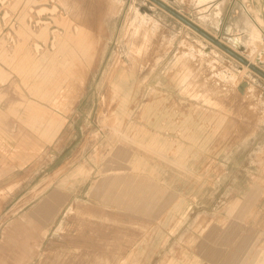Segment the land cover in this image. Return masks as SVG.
<instances>
[{
    "label": "rangeland",
    "instance_id": "1",
    "mask_svg": "<svg viewBox=\"0 0 264 264\" xmlns=\"http://www.w3.org/2000/svg\"><path fill=\"white\" fill-rule=\"evenodd\" d=\"M158 1L264 72V0ZM246 66L153 0L1 1L0 264H264Z\"/></svg>",
    "mask_w": 264,
    "mask_h": 264
},
{
    "label": "water",
    "instance_id": "2",
    "mask_svg": "<svg viewBox=\"0 0 264 264\" xmlns=\"http://www.w3.org/2000/svg\"><path fill=\"white\" fill-rule=\"evenodd\" d=\"M156 3H158L159 5L163 6L164 8H166L168 11L172 12L174 15H176L177 17L181 18L182 20H184L186 23H188L189 25H191L194 29H196L197 31H199L200 33H202L204 36H206L208 39H210L211 41H213L215 44L219 45L220 47H222L223 49H225L227 52H229L231 55H233L234 57L238 58L240 61H242L243 63H245L247 66H249L250 68H252L255 72H257L258 74H260L261 76L264 77V72L261 71L260 69H258L257 67H255L254 65L250 64V62H248L247 60L243 59L242 57L236 55L234 52H232L231 50H229L227 47H225L224 45H222L218 40L214 39L213 37L207 35L206 33L202 32L200 29H198L197 27H195L194 25H192L191 23H189L187 20H185L184 18H182L180 15H178L176 12L172 11L171 9H169L168 7H166L165 5H163L160 1L158 0H153Z\"/></svg>",
    "mask_w": 264,
    "mask_h": 264
},
{
    "label": "bare ground",
    "instance_id": "3",
    "mask_svg": "<svg viewBox=\"0 0 264 264\" xmlns=\"http://www.w3.org/2000/svg\"><path fill=\"white\" fill-rule=\"evenodd\" d=\"M1 1H3V0H0V2ZM52 2H54V1H52ZM53 12L54 13H56V12H59V10H58V7L55 5V6H53ZM75 29H76V31L77 32H79L80 31V27L79 26H76L75 27ZM60 37H62V36H60ZM232 41L233 42H238V40L236 39V38H233L232 39ZM25 45V44H24ZM23 45V46H24ZM244 45H242V47H243ZM244 48V47H243ZM209 49H206V51H208ZM243 50V49H242ZM221 59V58H220ZM250 62V64H252V65H254V61L253 60H251V61H249ZM245 68H248V66H246ZM243 81V80H242ZM239 89H240V91L239 92H241L242 94H245L246 95V93L248 92V90H249V88H250V83H249V81H247V80H244L242 83H240L239 85ZM11 234H12V232H11ZM9 236V235H8ZM11 236V235H10ZM13 236V235H12ZM8 240V239H7ZM9 241V240H8ZM13 242V241H12Z\"/></svg>",
    "mask_w": 264,
    "mask_h": 264
},
{
    "label": "crops",
    "instance_id": "4",
    "mask_svg": "<svg viewBox=\"0 0 264 264\" xmlns=\"http://www.w3.org/2000/svg\"><path fill=\"white\" fill-rule=\"evenodd\" d=\"M51 124L49 125L48 129H46L45 134L46 135H50L52 132V128H53V123L50 122ZM51 132V133H50ZM43 212V214H45L46 212H48L49 210L46 208L45 210H41Z\"/></svg>",
    "mask_w": 264,
    "mask_h": 264
}]
</instances>
